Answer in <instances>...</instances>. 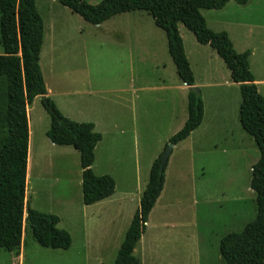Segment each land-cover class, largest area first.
Here are the masks:
<instances>
[{"label": "rangeland", "instance_id": "obj_1", "mask_svg": "<svg viewBox=\"0 0 264 264\" xmlns=\"http://www.w3.org/2000/svg\"><path fill=\"white\" fill-rule=\"evenodd\" d=\"M35 5L44 25L39 63L47 97L71 121L95 125L103 140L92 171L111 176L117 194L97 206L83 205L79 154L50 143L49 117L36 98L28 107L31 170L25 208L57 216L58 229L70 234L72 245L68 250L39 246L25 221L20 248L0 250V264H113L146 186L149 157L181 127L186 108L165 90L182 84L165 33L146 12L119 14L95 26L56 0H35ZM201 14L212 31L229 35L236 52L253 51L251 73L264 81V0L244 5L230 0L221 10ZM178 30L204 122L173 147L163 191L133 253L140 264H224L221 238L239 233L256 217L250 179L259 152L240 126V92L229 85L223 61L183 25ZM209 75L213 88L204 86ZM258 90L264 97V86ZM5 101L0 81V113Z\"/></svg>", "mask_w": 264, "mask_h": 264}, {"label": "trees", "instance_id": "obj_2", "mask_svg": "<svg viewBox=\"0 0 264 264\" xmlns=\"http://www.w3.org/2000/svg\"><path fill=\"white\" fill-rule=\"evenodd\" d=\"M63 7L91 25H101L112 17L135 11L151 16L165 33L167 51L180 82L188 87L187 119L167 144L177 146L202 123L204 117L200 92L185 54L178 25H183L197 43L209 46L223 61L233 83L239 86V123L253 139L259 159L251 168L250 189L255 194L256 217L239 233H229L219 242L224 264H264V97L258 92L250 70L249 50L235 51L226 32L212 31L202 10H221L230 0H102L90 5L85 0H56ZM244 5L246 0H234ZM44 25L35 0H0V81L5 83L6 101L0 113V250L19 249L26 221L32 238L47 249L68 250L72 238L58 229L60 219L25 208L29 128L27 108L36 98L50 121L46 137L51 144L70 147L79 154L82 203L94 205L115 192V180L109 175H95V149L102 135L93 123H76L66 118L47 91L40 68ZM153 161L146 187L139 200L113 264H140L134 250L145 232L149 215L165 184L167 164L161 168L167 149ZM26 215V219L24 216Z\"/></svg>", "mask_w": 264, "mask_h": 264}, {"label": "crops", "instance_id": "obj_3", "mask_svg": "<svg viewBox=\"0 0 264 264\" xmlns=\"http://www.w3.org/2000/svg\"><path fill=\"white\" fill-rule=\"evenodd\" d=\"M180 34V33H179ZM250 51V50H249ZM251 52V54L253 53V51H250ZM186 54V53H185ZM186 56H187V54H186ZM188 57V56H187ZM190 64V63H189ZM191 67V66H190ZM251 69V68H250ZM228 73H229V71H228ZM228 75V78H229V85H231V86H233V88H236L237 89V91H239V86L237 85V84H235V83H233L232 82V80H231V78H230V73L229 74H227ZM210 76L211 75H209V79H208V77H207V80H209V81H207V82H209V83H207L206 85H204V86H207L208 88H213V86L214 85H216V82L214 83V81H211L212 80V77L210 78ZM254 77V76H253ZM254 80H255V84H256V86H257V89H259V86H264V81H259V80H256L255 79V77H254ZM212 82V83H211ZM182 84V83H181ZM195 86H197V84L195 83ZM198 87V86H197ZM169 88V90H165V91H167L168 93H170V92H172V94H173V97H172V99H173V103L175 104V102H176V100H178L180 103H181V107H182V109L184 110V108H186L185 109V114L182 116V121H181V127H180V129L182 128V126L184 125V123H185V121H186V119H187V95H188V87L186 86V85H184V84H182V85H178L177 84V86L176 87H168ZM175 88V89H174ZM196 88V87H195ZM258 92H259V90H258ZM135 97L137 98V95H135ZM135 97H134V99H135ZM172 99H170V100H172ZM240 100H241V98H240ZM30 109H28L27 108V118H29V113H30ZM62 114V113H61ZM204 116H205V113H204ZM203 122H204V118H203V121H202V123H201V125L203 124ZM30 126H31V123H30V120L28 119V128H29V143H28V154L30 153L29 151H30ZM180 129H178V131L180 130ZM177 131V132H178ZM177 132H175V133H177ZM191 134H193V133H191ZM171 137V136H170ZM169 137V138H170ZM103 140V139H102ZM169 140V139H168ZM102 142V141H101ZM168 142V141H167ZM165 146V145H164ZM97 147H98V145H97ZM97 147H96V149H97ZM163 148L164 147H160L152 156H150L149 157V167H148V170L150 171V168H151V165H152V163H153V161L158 157V155L162 152V150H163ZM95 154H96V150H95ZM31 170V160L29 159V157H28V159H27V174L29 173V171ZM149 176V175H148ZM27 179H28V175H27V178H26V182H27ZM147 181H148V178H147V180L146 179H144V184L146 185L147 184ZM165 182H166V175H165ZM116 183V182H115ZM144 185V186H145ZM146 187V186H145ZM145 187H144V189H145ZM116 187H115V192H114V194L111 196V197H109L108 199H105V200H103V201H100V202H98V203H96V204H94V205H91V206H97V205H99L100 203H105L106 201H111V200H113V199H115V197H116ZM141 195H142V193H140V195H139V197L141 198ZM139 198V199H140Z\"/></svg>", "mask_w": 264, "mask_h": 264}, {"label": "water", "instance_id": "obj_4", "mask_svg": "<svg viewBox=\"0 0 264 264\" xmlns=\"http://www.w3.org/2000/svg\"><path fill=\"white\" fill-rule=\"evenodd\" d=\"M173 145L169 144L165 153L163 154V157H162V163H161V168L164 167L166 164H167V161H168V158H169V155L173 149Z\"/></svg>", "mask_w": 264, "mask_h": 264}]
</instances>
